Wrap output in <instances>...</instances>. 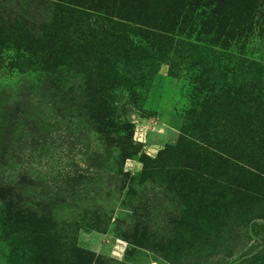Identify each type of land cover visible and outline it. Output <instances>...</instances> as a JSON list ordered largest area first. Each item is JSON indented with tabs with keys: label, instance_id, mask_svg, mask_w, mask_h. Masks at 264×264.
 I'll return each instance as SVG.
<instances>
[{
	"label": "rangeland",
	"instance_id": "1",
	"mask_svg": "<svg viewBox=\"0 0 264 264\" xmlns=\"http://www.w3.org/2000/svg\"><path fill=\"white\" fill-rule=\"evenodd\" d=\"M47 1L91 14L84 23L64 14L53 27L58 45L77 44L83 51L60 63L39 64L36 107L41 127L52 126V140L38 169L52 171L54 191L71 196L55 204L57 225L48 236L63 264L79 250L90 254L88 264H264V255L250 261L262 248L256 234L257 225L264 224L260 205L250 216H233L239 204L218 203L217 193L207 214L188 204L198 195L196 175L210 161L221 164L217 160L232 156L264 168L260 119L231 105L237 95L264 99V25L247 36L226 37L217 32L218 19H205V9L188 12L187 2L178 10V0H112L115 8L105 11L108 15L71 0ZM97 15L119 25L95 30ZM83 24L94 29L98 41L82 42L77 30ZM81 54L92 58L80 60ZM102 102L109 127L121 121L132 134L126 139L127 133L112 129L105 135L130 143L124 153L105 152L84 122ZM169 157L180 174L174 184L191 188L183 198L165 193L172 188L151 176L153 161L166 167ZM90 164L96 173L87 170ZM87 171L90 182L64 184L63 172L85 176ZM245 188L263 191L251 181ZM143 200L157 208L156 216H144ZM129 207H137L134 222L140 221L131 228ZM182 218L191 222L193 243L180 240Z\"/></svg>",
	"mask_w": 264,
	"mask_h": 264
},
{
	"label": "trees",
	"instance_id": "2",
	"mask_svg": "<svg viewBox=\"0 0 264 264\" xmlns=\"http://www.w3.org/2000/svg\"><path fill=\"white\" fill-rule=\"evenodd\" d=\"M113 1L85 0L83 3L81 0H71L74 5L83 8L88 6L89 9H96L95 11L105 15H108L105 11L109 12L115 8ZM238 1V4L234 5L231 0H178L179 3L175 2L174 8L183 10V7L178 8V5L187 2L188 12L192 14H195L196 8L209 10L208 14L205 11L201 14H205V19L210 18V21L218 19L217 32L226 37L247 36L264 25L262 21L259 22L261 18L264 20V0ZM64 14L74 15L82 23L91 15L47 0H0V264H63L61 256L57 255V249H53L48 236L57 225L54 215L55 204L63 203L71 196L68 194L69 191L61 189L59 192L54 191L56 187L51 176L52 171L42 173L38 169L42 152L45 153L51 144L52 126L43 122L45 127L43 125L41 127L36 101L41 85L38 76L41 72L39 66L41 60L60 63L64 58L69 59L77 51L80 53L85 49L81 46L82 49L77 50V44L58 45L59 39L53 34V27L57 26L58 19ZM95 19L91 24L95 30L98 28L113 30L119 25L104 16L97 15ZM77 33L84 44L98 41L94 29L86 24L81 25ZM91 58L92 55L85 54L78 57L80 60ZM60 100L65 104L64 99ZM231 105L234 108L240 106L242 111L260 119L259 124L264 138V99L251 93L244 97L237 95ZM97 108L99 110L94 115H88L84 122L91 124L87 127L97 135L104 151L108 154H118L131 149L130 143L123 144L120 139L105 137L112 129L115 134L127 133L126 139L132 138V134L121 121L109 127L105 115L106 102L100 103ZM62 128L69 130L68 125H63ZM88 161L91 162L92 159L88 158ZM217 161L222 165L210 161L209 164L203 165L196 175L200 181L198 185L196 184L198 195L195 194L188 203H194L191 211H201L205 214L211 212L213 193H217V202L228 200V204H239L238 207L235 206L233 216H250L254 214L257 205H260L259 210L264 212L263 166L245 163L232 156ZM169 162L171 157L166 167L160 165L158 161H153L151 176H156L163 185L172 188H166L165 193L174 192L173 197L183 198L191 188L189 185L184 186L182 181L174 184L176 178L180 176L179 169L177 165L174 167L173 163ZM96 168L90 164L87 170L95 172ZM86 173L85 176L80 174L71 176L63 172L64 184L72 181L90 182L92 177L89 176V171ZM249 181L261 185L263 191L253 193L251 189L247 190L245 184ZM140 206L144 216L151 212H155V216L158 214L157 208L146 205L145 200L141 201ZM218 206L223 207L225 204ZM127 212L125 215L131 220L128 228L137 226L140 222L138 220L134 222L135 218L139 217L137 207H129ZM182 215H186L185 212ZM144 216L140 218L143 220ZM260 219L264 220V217ZM190 223V220L183 218L179 222V229L185 232L180 238L184 244L193 243L194 239H197L192 234ZM130 232L133 231L130 229ZM256 234L260 236L262 248L250 261L259 260L264 255V224L257 225ZM131 241L137 242L139 246L145 244L144 240ZM169 243L171 241H166L168 246ZM89 262L90 254L83 250H79L65 261L66 264Z\"/></svg>",
	"mask_w": 264,
	"mask_h": 264
}]
</instances>
